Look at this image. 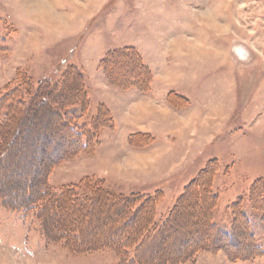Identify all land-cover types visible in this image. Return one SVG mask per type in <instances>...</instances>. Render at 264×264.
Masks as SVG:
<instances>
[{
	"label": "rangeland",
	"instance_id": "374dc122",
	"mask_svg": "<svg viewBox=\"0 0 264 264\" xmlns=\"http://www.w3.org/2000/svg\"><path fill=\"white\" fill-rule=\"evenodd\" d=\"M0 165V264H264V0H0Z\"/></svg>",
	"mask_w": 264,
	"mask_h": 264
},
{
	"label": "trees",
	"instance_id": "16d2710c",
	"mask_svg": "<svg viewBox=\"0 0 264 264\" xmlns=\"http://www.w3.org/2000/svg\"><path fill=\"white\" fill-rule=\"evenodd\" d=\"M133 81H135L134 79H133ZM35 96H38V91H37V93H36V95ZM39 98H41V96H39ZM53 105V104H52ZM55 106V104L53 105V107ZM56 109H55V111H57V108L59 107H61V104H58V106H57V104H56ZM48 109H49V107H48ZM54 109V108H53ZM59 111V110H58ZM55 113H57V112H55ZM59 113L61 114V112L59 111ZM68 113L70 114V111H68ZM63 117H64V119H66V114H65V112H63ZM69 119H68V121H63V123L65 122V126L66 127H68V128H70V127H72V128H74V127H76V125H73L74 123H73V121L71 120V115H69ZM78 130V129H77ZM80 135H82V136H84V134H82V132H79L78 131V134H77V137H79ZM78 146V145H77ZM80 147V146H79ZM59 159V158H58ZM0 167H3V168H5L3 165H0ZM44 183H45V180H44ZM194 186H196L201 192H204V190H208L207 188H205V186H203L202 185V181H199V180H195L194 181V184H193ZM193 185H191L189 188H188V190L190 189V188H192V187H194ZM259 185L261 186L262 185V193H261V195H259L258 194V188L255 190V192H254V189H253V193L251 192V194H256V196H257V198H255V199H258L257 200V202L258 201H260L259 203H261L262 202V204H264V182L262 181L261 182V180L259 181ZM41 187H43V192L44 193H47V191L46 190H49V188H48V185H47V182L45 183V184H42L41 185ZM75 186H73V187H69V188H67L66 190H64L63 192H62V196L60 197V196H58L57 194H55V192H54V194H53V198L55 199L54 201H52L51 202V200H50V204H52V203H55V206L53 207V208H59L58 210L60 211V208H62L64 211L65 210H67V211H73V213H75V214H77V215H79L80 214V217H81V219L83 220V219H86V213H87V211H88V209L91 211V210H94L93 209V207H92V205L91 204H96L98 201H94V200H92V199H89V198H87L86 196H82V195H79V194H76V190H75V188H74ZM201 187H202V189H201ZM255 188V187H254ZM187 190V191H188ZM187 194V193H186ZM185 194V195H186ZM184 195V196H185ZM259 196V197H258ZM63 197H64V199H63ZM114 200L116 201V203H123V205L125 204L127 207H126V209H130L131 211L129 212V213H131L130 215H131V219L132 218H135V216H137L136 214L140 211V212H142L143 211V213H144V211L148 208L147 206H151L152 208H153V210H150V209H148V211H147V215H146V217L145 218H148V217H152V219L154 218V214H153V211H154V199H149V198H147V197H145V196H141V195H137V194H134V195H131V196H122V195H116L115 196V198H114ZM137 203H138V206H137ZM78 205V206H77ZM179 206V205H178ZM43 207H45V205L43 206ZM133 207V208H132ZM137 207V209H135ZM133 209H135V210H133ZM250 213L249 212H247V213H244V215H242L244 218H245V220H247L248 219V217L250 216L249 215ZM127 215V214H126ZM129 215V214H128ZM71 216V215H70ZM73 216V215H72ZM156 217V216H155ZM70 220V219H69ZM152 221V220H151ZM69 222V221H68ZM128 223V221H127V219H125V222H124V224H123V226L124 225H126ZM141 223H143V222H141ZM165 224H167V223H165ZM69 225H72L71 223H69ZM68 225V226H69ZM117 226V225H116ZM115 225H113L112 227H111V229L110 230H112V228L114 227H116ZM72 227L70 226V228H68V233H67V231H65V235L68 237H70V239H71V242H72V247L74 246L75 248H77V249H83V248H81V246L83 245V243L85 242L84 240H82V238L84 237V232L86 231V229H84L82 226H77V228L76 229H74V231H71L72 229H71ZM219 228V231L220 232H222L223 230H224V232H226L225 234H227L228 236H231V233H230V231H226V229L224 228H220V227H218ZM87 232V231H86ZM138 231H134V232H132V233H130V235H127L128 237H131L132 239H124V240H111V241H109L108 243H106V244H104V245H101L100 247H98L96 250H106V249H110V250H113V251H116V250H118V249H120V250H123V251H127L128 249V252L130 251V249L131 250H133V249H136V251L138 250V247H139V245H141V243L138 245V246H136V245H134V244H136V242H135V237H137L138 236ZM117 234V233H116ZM84 239H89V236L87 237V235L84 237ZM91 239V238H90ZM84 241V242H83ZM112 242V243H111ZM223 243V242H222ZM225 243V242H224ZM227 243V242H226ZM225 243V244H226ZM134 245V246H133ZM220 246H221V243L219 244ZM80 247V248H79ZM92 251V250H91ZM94 251V250H93ZM82 252V251H81ZM83 253H90V251L89 250H85V251H83ZM158 264H162V263H158Z\"/></svg>",
	"mask_w": 264,
	"mask_h": 264
}]
</instances>
